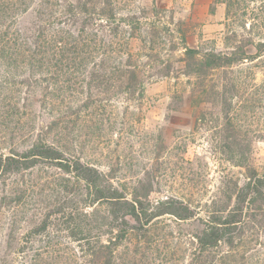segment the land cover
I'll list each match as a JSON object with an SVG mask.
<instances>
[{"label": "rangeland", "instance_id": "rangeland-1", "mask_svg": "<svg viewBox=\"0 0 264 264\" xmlns=\"http://www.w3.org/2000/svg\"><path fill=\"white\" fill-rule=\"evenodd\" d=\"M44 1L51 19L41 23L35 0L19 18L22 33L40 25L42 38L47 28L77 34L68 9L79 0ZM80 2L90 18H99L96 7L119 9L98 37L108 41L117 31L112 57L100 46L99 65L64 68L59 89L54 76L61 73L1 66L0 152L43 139L105 172L129 197H174L196 208L188 220L165 214L142 226L132 221L115 264H264V196L256 218L239 230L246 231L242 239L205 252L196 239L201 218L222 209L227 192L254 172L264 175V0ZM209 52L233 63L207 65ZM78 189L56 165L0 176V264L88 263L53 211ZM79 205L97 210L106 241L104 232L118 224L104 219L108 203ZM49 214L52 228L34 236L32 228Z\"/></svg>", "mask_w": 264, "mask_h": 264}, {"label": "trees", "instance_id": "trees-1", "mask_svg": "<svg viewBox=\"0 0 264 264\" xmlns=\"http://www.w3.org/2000/svg\"><path fill=\"white\" fill-rule=\"evenodd\" d=\"M47 3L44 0L43 3L42 0L36 2L41 23L51 19L53 15ZM34 4L35 0H0V67L10 69L14 66H26L43 73L53 70L61 73L54 76L53 88L59 89L64 68L80 71L89 65H99L94 55L98 53L100 46L109 47L104 48L105 56L107 59L112 57L113 45L118 39L117 31L110 33L108 41H99L98 37L105 24L117 17L120 12L118 8L113 5L96 7L94 13L99 18H90L87 16L90 12L87 4L79 0L68 9L70 15L76 18L74 22L78 25L77 34L62 28H53L52 31L47 28L44 33L46 36L42 38L38 35V32L41 33L40 25L30 30L31 35L23 34L19 27V18L33 8ZM124 55L130 56L128 52ZM205 58L207 65L218 68L232 64L234 59L216 52L207 53ZM39 164L56 165L79 185L76 190L78 193H74L67 204H58L53 211L58 214L61 229L70 239L78 242L90 257L86 264H115L114 251L127 237L129 228L134 227L132 221L142 226V222L148 224L165 214L180 220H188L197 215L196 208L182 199L167 197L157 203H150L147 194L143 197H129L105 172L84 162L80 157L66 155L60 147L43 139L34 141L23 150L11 148L7 153L0 152V176L27 170ZM235 187L225 194L227 203L222 209L209 210L201 218L204 226L196 235L201 252L221 243L234 244L236 237L242 239L245 230H239L245 229L246 220L256 218L254 211L264 196V175L254 172L243 184H236ZM81 199L91 207L100 202L108 203L109 212L104 219H111L118 224L111 225L104 232L106 241L102 238L103 230H99L104 222L94 219L97 210H82L79 205ZM51 218L50 214L45 215L32 228L31 233L35 236L47 232L53 226ZM94 220L99 222L95 223ZM98 232L100 234H94Z\"/></svg>", "mask_w": 264, "mask_h": 264}]
</instances>
